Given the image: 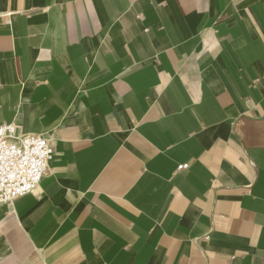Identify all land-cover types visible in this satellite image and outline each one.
<instances>
[{
	"label": "crops",
	"instance_id": "1",
	"mask_svg": "<svg viewBox=\"0 0 264 264\" xmlns=\"http://www.w3.org/2000/svg\"><path fill=\"white\" fill-rule=\"evenodd\" d=\"M4 124L0 264H264V0H0Z\"/></svg>",
	"mask_w": 264,
	"mask_h": 264
},
{
	"label": "built area",
	"instance_id": "2",
	"mask_svg": "<svg viewBox=\"0 0 264 264\" xmlns=\"http://www.w3.org/2000/svg\"><path fill=\"white\" fill-rule=\"evenodd\" d=\"M54 158L47 136L23 134L14 124L0 125V203L12 205L35 192ZM189 168L183 164L179 171Z\"/></svg>",
	"mask_w": 264,
	"mask_h": 264
}]
</instances>
